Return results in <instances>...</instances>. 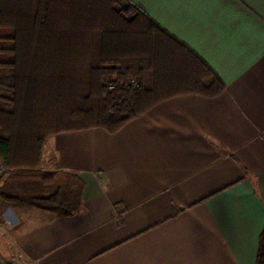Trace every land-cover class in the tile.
<instances>
[{"label": "crops", "instance_id": "1", "mask_svg": "<svg viewBox=\"0 0 264 264\" xmlns=\"http://www.w3.org/2000/svg\"><path fill=\"white\" fill-rule=\"evenodd\" d=\"M132 2L226 90L174 96L115 133L48 137L40 168L75 178L81 207L60 217L0 199V252L12 264H255L264 230V0Z\"/></svg>", "mask_w": 264, "mask_h": 264}, {"label": "trees", "instance_id": "2", "mask_svg": "<svg viewBox=\"0 0 264 264\" xmlns=\"http://www.w3.org/2000/svg\"><path fill=\"white\" fill-rule=\"evenodd\" d=\"M225 90L132 1L0 0V199L73 216L82 204L75 178L40 168L48 137L115 133L174 96ZM255 264H264V230Z\"/></svg>", "mask_w": 264, "mask_h": 264}, {"label": "built area", "instance_id": "3", "mask_svg": "<svg viewBox=\"0 0 264 264\" xmlns=\"http://www.w3.org/2000/svg\"><path fill=\"white\" fill-rule=\"evenodd\" d=\"M131 84L137 86V84L134 80L131 81ZM6 175H7V170L3 167V165L0 166V179L1 178L4 179L6 177ZM0 221H1V219H0Z\"/></svg>", "mask_w": 264, "mask_h": 264}, {"label": "water", "instance_id": "4", "mask_svg": "<svg viewBox=\"0 0 264 264\" xmlns=\"http://www.w3.org/2000/svg\"><path fill=\"white\" fill-rule=\"evenodd\" d=\"M0 264H12V262H10V260L6 259L2 253L0 252Z\"/></svg>", "mask_w": 264, "mask_h": 264}, {"label": "rangeland", "instance_id": "5", "mask_svg": "<svg viewBox=\"0 0 264 264\" xmlns=\"http://www.w3.org/2000/svg\"><path fill=\"white\" fill-rule=\"evenodd\" d=\"M128 1H130V0H128ZM132 1V0H131ZM131 3V2H130ZM0 166H2V165H0Z\"/></svg>", "mask_w": 264, "mask_h": 264}]
</instances>
